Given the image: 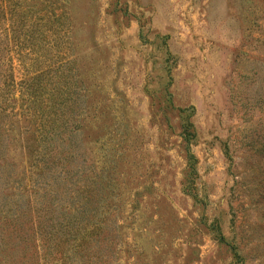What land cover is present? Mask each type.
I'll use <instances>...</instances> for the list:
<instances>
[{"label": "rangeland", "instance_id": "374dc122", "mask_svg": "<svg viewBox=\"0 0 264 264\" xmlns=\"http://www.w3.org/2000/svg\"><path fill=\"white\" fill-rule=\"evenodd\" d=\"M0 157V264H264V0H0Z\"/></svg>", "mask_w": 264, "mask_h": 264}, {"label": "trees", "instance_id": "16d2710c", "mask_svg": "<svg viewBox=\"0 0 264 264\" xmlns=\"http://www.w3.org/2000/svg\"><path fill=\"white\" fill-rule=\"evenodd\" d=\"M0 160H5V158H2V157H0ZM120 225H122V224H120ZM102 227L101 226H95V227H93L92 228V230L91 231H95V232H97V231H99V229H101ZM35 251H36V253H37V247H36V244H35ZM1 260L2 259H0V262H1ZM24 261H22V263H23ZM36 264H39V259L36 261Z\"/></svg>", "mask_w": 264, "mask_h": 264}]
</instances>
